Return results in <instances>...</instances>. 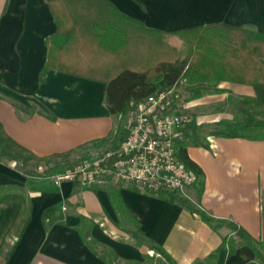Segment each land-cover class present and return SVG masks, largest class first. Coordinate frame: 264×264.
Returning a JSON list of instances; mask_svg holds the SVG:
<instances>
[{"label": "crops", "instance_id": "1", "mask_svg": "<svg viewBox=\"0 0 264 264\" xmlns=\"http://www.w3.org/2000/svg\"><path fill=\"white\" fill-rule=\"evenodd\" d=\"M107 1L129 19L165 33L219 23L250 25L264 34V0ZM55 30L45 0H0V124L13 142L38 159L76 153L83 161L95 159L112 149L116 132L104 105L105 85L57 70H49L39 82ZM232 86L220 88L253 95L250 87L235 85L234 91ZM207 144L202 148L192 138L186 148L203 173L200 196L195 188L189 191L194 205L261 238L264 142L211 137ZM63 173L65 166L28 176L15 162L0 163V186L19 188L30 209L21 232V201L0 202V264H107L95 253L101 250L122 264L142 262L145 253L158 257L127 232L134 229L131 221L176 264H194L213 252H218L215 264H257L248 247L227 256L222 244L227 229L209 227L171 196L121 188L120 200L131 217L123 224L107 191L116 187L115 181L57 183L55 177ZM47 209L53 211L43 220Z\"/></svg>", "mask_w": 264, "mask_h": 264}, {"label": "trees", "instance_id": "2", "mask_svg": "<svg viewBox=\"0 0 264 264\" xmlns=\"http://www.w3.org/2000/svg\"><path fill=\"white\" fill-rule=\"evenodd\" d=\"M45 1L54 17L56 30L48 40V58L39 82H43V76L49 70H57L103 83L104 105L116 122V132L111 138L112 149L124 137L123 122L119 117L124 116L131 101L141 102L157 91L174 86L178 88L180 83L185 86V95L180 93L184 105L204 97L228 94L227 101L236 113L232 120L199 125L191 123L180 130L181 137L176 142L178 155L186 170L196 178L194 188L198 197L203 188V173L187 156L186 148L192 138L202 148L208 147L207 141L211 137L264 142V34L252 26L234 27L215 23L165 33L129 19L107 0ZM223 84L250 87L253 95H235L220 88ZM68 156L65 155V159ZM39 161L45 160L36 158L13 142L0 124L1 164L15 162L21 172L29 176L30 173L22 170L25 163ZM114 184L116 187L106 183L110 186L108 196L124 224L131 221V217L122 205L118 190L129 188L140 191L134 185L118 181ZM20 192L17 187L0 186V202L21 201L19 218L22 232L30 209ZM173 201L209 227L220 225L227 229L228 234L222 237L227 256L234 255L240 247H248L254 254L255 262L264 264V232L261 238L254 239L232 221L215 219L182 198L173 197ZM52 211L45 210L43 220ZM131 222L134 229L127 232L160 257L145 253L142 262L125 264H176L163 249L144 238L135 222ZM95 253L107 264H122L110 252L101 250ZM217 255L218 252H213L194 264H215Z\"/></svg>", "mask_w": 264, "mask_h": 264}, {"label": "built area", "instance_id": "3", "mask_svg": "<svg viewBox=\"0 0 264 264\" xmlns=\"http://www.w3.org/2000/svg\"><path fill=\"white\" fill-rule=\"evenodd\" d=\"M180 100V91L174 86L141 102L131 101L119 117L124 132L119 145L65 170L55 181L84 185L118 181L149 196L179 197L193 203L189 191L196 178L186 170L176 147L180 130L193 120L178 112Z\"/></svg>", "mask_w": 264, "mask_h": 264}, {"label": "rangeland", "instance_id": "4", "mask_svg": "<svg viewBox=\"0 0 264 264\" xmlns=\"http://www.w3.org/2000/svg\"><path fill=\"white\" fill-rule=\"evenodd\" d=\"M232 86V85H231ZM235 85L232 86V90L235 91ZM178 90L181 94L185 95V86L180 83L178 85ZM227 95H220V96H208L204 97L203 99L195 102L184 105L183 98L181 97L180 103H179V109L181 114L188 115L192 118L194 125H199L202 123H214L220 120H232L235 113L233 107L229 102L227 101ZM82 155L75 154L70 156V158H52L45 161H39V162H27L25 163L22 170L24 172L30 173V174H39L43 175L47 172L49 168L53 167H60L65 166V170L74 167L76 164L79 165L83 162V159L80 158ZM89 156V155H88ZM97 156V155H96ZM89 158L90 160L92 157H85ZM74 163V164H73ZM70 164V165H69ZM72 164V165H71ZM18 167H20L18 165ZM262 202H263V232H264V189L262 194ZM194 204V202H193ZM160 256L158 255V258ZM149 264V263H148Z\"/></svg>", "mask_w": 264, "mask_h": 264}]
</instances>
